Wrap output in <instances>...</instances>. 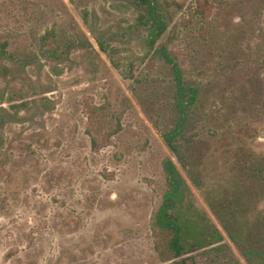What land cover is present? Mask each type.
<instances>
[{"label":"rangeland","instance_id":"374dc122","mask_svg":"<svg viewBox=\"0 0 264 264\" xmlns=\"http://www.w3.org/2000/svg\"><path fill=\"white\" fill-rule=\"evenodd\" d=\"M173 1L151 48L135 0H0V264H170L154 227L168 158L185 214L224 234L198 263L248 264L206 196L256 187L242 165L264 155V0ZM48 30L61 58L42 50ZM163 47L199 88L200 186L158 128L178 116ZM9 93L29 104L12 109Z\"/></svg>","mask_w":264,"mask_h":264},{"label":"trees","instance_id":"16d2710c","mask_svg":"<svg viewBox=\"0 0 264 264\" xmlns=\"http://www.w3.org/2000/svg\"><path fill=\"white\" fill-rule=\"evenodd\" d=\"M135 3L142 9L139 20L149 27L147 42L153 48L168 28L164 15L166 8L178 4L173 0H135ZM50 38H53L52 30L42 36V50L54 59L61 58L63 50L59 47L56 50L48 48ZM101 47L107 51L102 42ZM154 51V54L157 53L172 65L176 83L172 110L178 111V116L173 122H169L168 126L159 125L158 128L178 162L185 168L190 167L188 172L192 175L194 183L200 186V179L194 175L189 156V148L197 140V124L194 123L192 115L199 88L194 85L193 80L186 79L183 69L167 53L165 47ZM8 54L7 43H0V56ZM60 72L61 70L58 71ZM7 102L12 109L18 110L29 104L28 100L18 102L15 93H9ZM93 142H96L94 137ZM164 169L168 188L156 213L154 227L159 239L160 236H166L168 240L166 248H163L161 240H157L156 249L170 257L169 260H173L170 264H199V251L221 250L218 243L224 241V234L217 225L212 223L204 226L198 218L185 214L183 202L186 181L172 158L165 160ZM242 173L243 182L254 184L256 187L248 189L237 186L226 195H215L209 191L206 201L228 237L241 249L248 264H264V155L244 161ZM255 200L262 205L257 208L255 216L248 218L251 203Z\"/></svg>","mask_w":264,"mask_h":264}]
</instances>
